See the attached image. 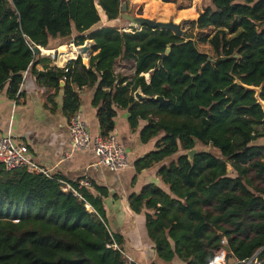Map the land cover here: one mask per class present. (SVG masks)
I'll return each mask as SVG.
<instances>
[{"label": "trees", "instance_id": "16d2710c", "mask_svg": "<svg viewBox=\"0 0 264 264\" xmlns=\"http://www.w3.org/2000/svg\"><path fill=\"white\" fill-rule=\"evenodd\" d=\"M123 1L0 0V89L14 96L27 70L47 89L63 82L69 118L80 106L72 87L94 89L100 136L113 135L120 109L142 144L154 140L135 169L158 166L167 190L148 185L128 203L135 214L146 210V235L161 261L221 264L227 248L225 264H264V146L254 144L264 137V115L255 93L235 83L263 85L264 101V0H210L182 38L98 28L102 18L117 21ZM143 1L172 5L182 18L195 14L198 0ZM71 38L92 42L88 67L77 57L64 69L36 71L47 59L34 47ZM117 61L133 66L130 79L115 74ZM62 182L0 165V264H134L121 253V236L109 232L101 201L78 184L68 183L80 198L65 192Z\"/></svg>", "mask_w": 264, "mask_h": 264}, {"label": "crops", "instance_id": "0c3cea01", "mask_svg": "<svg viewBox=\"0 0 264 264\" xmlns=\"http://www.w3.org/2000/svg\"><path fill=\"white\" fill-rule=\"evenodd\" d=\"M197 3L198 1L194 3V6L192 5L195 14H185L187 18L194 21L199 16ZM115 23L108 22L104 25L102 22L103 26L98 28L114 27ZM94 55L88 51L86 61L82 56L85 67H88L89 59ZM46 59L44 64L35 67L36 71L44 72L45 67L62 69L63 64H56L50 58ZM133 72L132 66V75ZM115 74L123 77L116 69ZM145 78L147 79L148 75ZM62 83L59 90L47 89L36 81L30 70H27L14 96L9 95L7 86L0 89V138L10 136L15 144H24L29 157L46 169L50 177L61 179L67 184H78L82 180H87L89 186L85 189L101 201L107 228L111 234L121 236L123 244L120 249L132 263L185 264L177 258L166 263L156 256L145 231L146 210L142 209L140 214H135L128 203L131 194H138L148 185L167 190L156 176L158 166L140 172H136L135 169V162L153 151L154 140L142 144L139 141L138 131H132L129 127L127 113L117 109L113 135L128 156L129 165L126 169L111 172L98 165L97 157L91 150L72 151L67 129L69 117L62 111V89L64 88ZM72 88L80 98V106L76 113L86 124L89 135L94 138L100 134L96 120L97 109L92 106L94 89H77L75 86ZM144 125L145 123L141 122L139 129ZM254 144L264 146V137L255 141ZM65 156H68V159ZM227 253L225 249L220 251L219 263L225 264ZM232 263L233 261H230L227 264Z\"/></svg>", "mask_w": 264, "mask_h": 264}, {"label": "built area", "instance_id": "2783aa9c", "mask_svg": "<svg viewBox=\"0 0 264 264\" xmlns=\"http://www.w3.org/2000/svg\"><path fill=\"white\" fill-rule=\"evenodd\" d=\"M39 50L40 53L44 52L41 48H39ZM53 53L52 59L54 60L55 52ZM68 63L69 61L62 66V69H64ZM26 72L23 73L22 78L26 76ZM65 72H67V70H65ZM67 129L72 151L91 150L97 157L98 165L111 172H119L128 167V156L124 149L118 144L114 135L104 138L99 134L92 138L89 135L86 124L80 119L78 113H74L69 118ZM65 157L68 159V156ZM0 165L7 171L25 169L33 174L50 177L46 169L29 157L27 147L24 144H15L10 136L0 138ZM62 184L64 185L63 190L65 192L72 191L76 197L80 198L79 194L69 184L65 182H62ZM88 186L89 183L87 180H82L78 183L79 188ZM113 248L120 250L115 244ZM121 253L125 257V254L123 252ZM125 259L129 263H132L127 257H125Z\"/></svg>", "mask_w": 264, "mask_h": 264}, {"label": "rangeland", "instance_id": "374dc122", "mask_svg": "<svg viewBox=\"0 0 264 264\" xmlns=\"http://www.w3.org/2000/svg\"><path fill=\"white\" fill-rule=\"evenodd\" d=\"M143 2H145V1L142 0L141 3H137L136 0H124L122 4L125 5L126 10L123 13L120 12L119 17L115 23L116 25H114V28L119 30V31H124L125 33H132L135 30L141 29L138 25L130 22L129 20H127L126 18L123 17V16H125V17H131V18H144V19L152 20L155 22H162V23H171L172 22V23L178 24L180 26L182 34L184 32L190 33L189 23L194 21V19H189L186 16H184L182 18H177V15L175 13L176 10L174 9V7L172 5L170 7V6H164L160 3H155V4H152L148 7H146V5ZM197 4H198L197 14L199 15L205 7L210 5V0H198ZM101 21L104 22V25L108 24L107 21L104 20V18H102ZM102 22H100L98 26H103ZM75 42H76V39L71 38V39H67L65 41H62L60 43L61 44L60 46L54 45V47H50V48H53L51 50L41 48L44 51H52V53L51 54L39 53L38 55H39V57H42V58L52 59V56L54 54L53 52H55L54 60L52 59L51 61H53L56 64H59L58 59L60 56L58 53V49L59 48H66L68 45H73L75 48L81 47L83 49L75 51V48H72V50L78 54H75V59L70 60V61H74L77 59V57H80L81 63H82V65H84L83 60H82L83 51L85 49L87 52L89 51V53H90L91 47H92V42L86 41V42H84V44L82 46H77ZM69 50H71V49H69ZM115 69L123 77L130 78L132 76V65L130 63H127L124 61H118L116 63ZM262 129L263 128H260L259 131H262ZM205 149L213 152L210 148H205ZM214 153H216V152H214ZM228 175H233L230 169H228Z\"/></svg>", "mask_w": 264, "mask_h": 264}, {"label": "water", "instance_id": "95a60500", "mask_svg": "<svg viewBox=\"0 0 264 264\" xmlns=\"http://www.w3.org/2000/svg\"><path fill=\"white\" fill-rule=\"evenodd\" d=\"M125 10H126V7H125V5L122 4L120 12L123 13ZM123 17L126 18L127 20H129L130 22L138 25L141 29L144 28V27H147V28H149V29H151L153 31H156V30H167V31L173 32L174 35L177 36L178 38H182V31H181L180 26L178 24H174L172 22L171 23L155 22V21H152V20L144 19V18H131V17H125V16H123ZM39 48L40 47H34L33 51H34L35 55H38L40 53ZM169 49H170V46L167 48L166 53L163 55V57H165L169 53ZM235 83L238 86H241V87L245 88L247 91L255 93L254 97L256 99V102L261 107L263 115H264V101H262L260 99L261 89H262L263 85H261L258 88H255V87L244 86L238 81H235ZM134 97L137 100L144 99V96L140 93V91H136L135 94H134ZM263 121H264V117H263ZM195 153L196 152L194 150L188 152L189 160H191L193 158ZM225 250H226V252H229V250L227 248H225ZM254 257L252 259H254Z\"/></svg>", "mask_w": 264, "mask_h": 264}, {"label": "bare ground", "instance_id": "6f19581e", "mask_svg": "<svg viewBox=\"0 0 264 264\" xmlns=\"http://www.w3.org/2000/svg\"><path fill=\"white\" fill-rule=\"evenodd\" d=\"M68 48V49H67ZM72 48H75L74 46L68 45L66 48H59L58 49V53H59V59H58V63L59 64H64L65 62H67L68 60H71L73 58H75V53ZM71 49V50H69ZM77 50H82L81 48H75ZM44 51V50H43ZM43 53L46 54H51L52 52L50 51H44Z\"/></svg>", "mask_w": 264, "mask_h": 264}]
</instances>
